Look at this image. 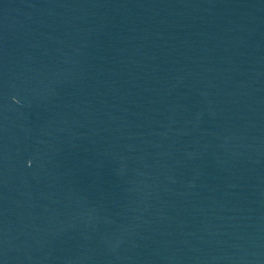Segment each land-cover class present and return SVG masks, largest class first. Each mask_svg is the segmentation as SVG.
<instances>
[{
  "label": "water",
  "instance_id": "obj_1",
  "mask_svg": "<svg viewBox=\"0 0 264 264\" xmlns=\"http://www.w3.org/2000/svg\"><path fill=\"white\" fill-rule=\"evenodd\" d=\"M0 264H264V0H0Z\"/></svg>",
  "mask_w": 264,
  "mask_h": 264
}]
</instances>
